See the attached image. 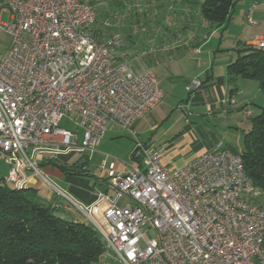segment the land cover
Masks as SVG:
<instances>
[{
  "label": "built area",
  "instance_id": "obj_1",
  "mask_svg": "<svg viewBox=\"0 0 264 264\" xmlns=\"http://www.w3.org/2000/svg\"><path fill=\"white\" fill-rule=\"evenodd\" d=\"M9 13L0 23L12 39L0 60L7 183L26 189L41 176L92 223L119 264H264V204L253 201L261 192L241 155L218 148L179 170L162 164L159 151L133 131L163 99L154 70L137 73L119 58L122 35L98 37L89 0H11ZM252 45L264 48V40ZM201 86L194 80L187 90ZM63 120L75 129L61 128ZM111 126L135 138L131 170L116 174L113 167L108 178L116 203L99 191L95 204H81L43 176L40 161L96 152Z\"/></svg>",
  "mask_w": 264,
  "mask_h": 264
},
{
  "label": "rangeland",
  "instance_id": "obj_2",
  "mask_svg": "<svg viewBox=\"0 0 264 264\" xmlns=\"http://www.w3.org/2000/svg\"><path fill=\"white\" fill-rule=\"evenodd\" d=\"M92 5L96 22L93 30H98V37L109 38L113 35H122L125 40V61L133 70L141 73L147 68L154 70L162 92L169 91L172 85L183 84L184 72H190L191 68H201L203 63L212 65L218 69L221 62L224 64L238 56L237 49L246 43L255 42L256 38L264 40V2L253 8V0H237L230 13L227 24L221 27H213L201 14V0H89ZM253 8V25L247 20V14ZM1 24L8 23L1 20ZM11 45V36L0 28V60L5 56L7 48ZM199 47L200 54H193L195 47ZM159 57L155 64L147 62L151 54ZM125 55V54H124ZM152 58V57H150ZM183 62L193 63L187 65ZM181 59V60H182ZM181 73V74H179ZM236 92L232 94L247 110L258 114L260 107H264V94L261 92L260 83L256 80L239 78L235 83ZM177 118V116H175ZM237 129H230L226 125L221 126L220 137L226 142H233L239 152L245 148V135L252 128V120L241 117ZM60 127L66 130H74L70 121L63 120ZM127 138V137H126ZM133 146L135 138L132 136ZM107 140H111L108 138ZM106 142H104L105 145ZM110 151L99 150L97 154L90 153L88 171L91 175H99L109 178L112 168L116 174L119 172L115 166L124 167L126 159L124 152L126 142L111 146ZM88 155V156H89ZM80 156L76 155L73 162H79ZM128 160V161H129ZM163 164V163H162ZM164 165V164H163ZM165 166V165H164ZM167 167V166H165ZM179 170L183 167L178 163ZM182 167V168H180ZM9 166L0 162V172L6 177L0 184L6 183L8 188H14L12 183H7ZM43 180V179H42ZM46 186L41 187V202L48 206L45 198H53L55 192L43 180ZM53 185L59 188L58 183ZM62 187V186H61ZM78 201V200H76ZM108 201L116 203L117 197L113 191L108 194ZM60 202L70 208L71 213L79 217L81 221L92 225L84 216L77 212L65 198ZM123 207L126 201H118ZM95 217V216H93ZM97 219L96 217L94 218ZM93 226V225H92Z\"/></svg>",
  "mask_w": 264,
  "mask_h": 264
},
{
  "label": "crops",
  "instance_id": "obj_3",
  "mask_svg": "<svg viewBox=\"0 0 264 264\" xmlns=\"http://www.w3.org/2000/svg\"><path fill=\"white\" fill-rule=\"evenodd\" d=\"M10 2L11 0H0V21L7 20L9 22ZM246 44L252 45V42ZM198 48V46L195 47L191 55L200 54ZM150 57L151 61L148 60V63L155 64L154 61L158 62L159 57H156L154 53ZM181 59H178L180 60L179 63L193 65L188 60L183 62L184 59ZM231 60L225 64L223 60L218 69L215 68V63H212L211 66L203 63L201 68H191L190 72H184L183 84L177 87L176 85L170 86L168 93L163 92L161 103L134 124L133 131L137 138L147 147L159 151L161 162L168 168H178V163L185 167L201 155L213 152L218 148L226 149L234 154H241L233 142H226L224 138L220 137L221 126L226 125L232 130L237 129V122L241 117H244V111L247 110L240 106L241 103L231 93L232 87L228 80L227 71ZM194 80L201 81V88L188 91L187 87ZM132 136L128 131L121 130L117 126H111L105 139L101 142L99 150L108 152L112 149L111 146L114 147L118 143L126 142L124 150L126 159L130 156L132 158L134 150ZM108 138L111 140H107ZM104 142H106L105 145ZM98 152L96 151L94 154ZM75 156L62 155L56 160L72 164L75 163L73 162ZM81 158L82 156H80ZM128 160L124 163L123 168L120 165H116L115 168L119 172L128 173L132 167L131 160ZM51 161L39 162L43 176L51 184L53 182L58 183L59 189L69 197L87 206L97 202V192L99 191L108 197L110 192L107 185L108 178L91 175V172L88 171L89 164L84 169L86 175H67L51 165ZM5 178L4 174L0 172V183ZM42 179L41 176L31 177L26 188L32 190L39 198L41 187L46 186L43 182L44 179ZM60 198L62 197L55 194L54 199H45L49 204H52L61 203Z\"/></svg>",
  "mask_w": 264,
  "mask_h": 264
},
{
  "label": "trees",
  "instance_id": "obj_4",
  "mask_svg": "<svg viewBox=\"0 0 264 264\" xmlns=\"http://www.w3.org/2000/svg\"><path fill=\"white\" fill-rule=\"evenodd\" d=\"M236 3L237 0H201V14L211 28L221 27L228 23ZM124 52L125 49L120 53L121 60H125ZM237 54L227 68L231 93L236 92L237 80L246 78L258 81L264 94V48L245 44L237 49ZM251 120L252 128L245 135V148L240 155L247 177L261 192L253 201L263 205L264 107H260L258 114L253 113ZM83 157L89 163L88 155ZM50 164L67 175H86L85 168L69 171L75 163L55 159ZM0 264L119 263L95 228L71 213L68 206H46L32 190L6 185L0 187Z\"/></svg>",
  "mask_w": 264,
  "mask_h": 264
},
{
  "label": "water",
  "instance_id": "obj_5",
  "mask_svg": "<svg viewBox=\"0 0 264 264\" xmlns=\"http://www.w3.org/2000/svg\"><path fill=\"white\" fill-rule=\"evenodd\" d=\"M87 164V158L83 157L74 167H69V171L74 173Z\"/></svg>",
  "mask_w": 264,
  "mask_h": 264
},
{
  "label": "flooded vegetation",
  "instance_id": "obj_6",
  "mask_svg": "<svg viewBox=\"0 0 264 264\" xmlns=\"http://www.w3.org/2000/svg\"><path fill=\"white\" fill-rule=\"evenodd\" d=\"M82 159V158H81ZM80 159V160H81ZM78 162H75V165L77 164ZM89 163H87L85 166H83V168H85L87 165H88ZM83 168H81V169H83Z\"/></svg>",
  "mask_w": 264,
  "mask_h": 264
}]
</instances>
